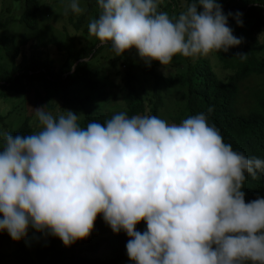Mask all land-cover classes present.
<instances>
[{"label": "clouds", "instance_id": "1", "mask_svg": "<svg viewBox=\"0 0 264 264\" xmlns=\"http://www.w3.org/2000/svg\"><path fill=\"white\" fill-rule=\"evenodd\" d=\"M97 4L89 34L116 57L135 49L148 66L226 53L243 42L217 0H194L172 18L158 11L160 0ZM69 9L81 13L79 0ZM35 112L40 131L0 133V232L13 241L31 227L70 247L90 236L102 214L114 234L129 237L133 264H264V198L246 203L242 191L247 175L264 172V159L234 151L206 114L169 124L119 112L81 127L71 110ZM141 221L143 232L136 230Z\"/></svg>", "mask_w": 264, "mask_h": 264}, {"label": "trees", "instance_id": "2", "mask_svg": "<svg viewBox=\"0 0 264 264\" xmlns=\"http://www.w3.org/2000/svg\"><path fill=\"white\" fill-rule=\"evenodd\" d=\"M192 2L194 0H186V5ZM218 3L225 15L233 14L228 19V26L234 36L243 38L241 45L230 48L226 53L214 51L208 56L197 58L177 55L171 62L174 69L168 74L157 70V61L148 66L138 54L135 56L126 52L120 59L123 69L116 71L114 80L110 82L116 91H111V88L100 89L106 86L94 78L100 69L92 68L89 63L103 46L111 49L110 44L101 46L100 41L96 40L94 44L78 46L73 36L63 40L51 37L49 42L65 53L63 63L55 69L52 61L36 44L29 55L22 56L15 63L14 58L19 54L15 38L13 34H2L0 50L13 59V65L0 70V98H8L7 92L25 93L33 87L34 99H39L46 109H52L51 101L54 98L49 95H57L63 106L83 114L78 124L86 127L89 122H105L101 118L102 113L96 108L94 96L101 100L119 99L123 112L129 117L139 114L160 118L159 111L165 104L164 94L167 90H174L177 84L179 87L171 99L174 108L168 111L171 123L180 124L189 116L204 113L208 116V123L219 130L224 142L230 144L234 151L249 158L255 156L264 159V39L259 40L256 36L260 31L264 32L261 29L264 26V0H218ZM86 4L84 13L74 18L73 12L69 11L68 18L75 28L89 33L88 24L98 18L99 8L97 0H86ZM23 5L19 20L29 28H37L40 1L23 0ZM158 11L162 12L160 7ZM237 12L241 13L242 26L237 24ZM89 14L90 19L87 20ZM238 53L247 54V58L236 57ZM211 55L227 70L223 77L214 70ZM40 88L44 89L43 96L40 95ZM86 88L97 92L94 95L82 94ZM34 102L26 98L27 104ZM209 108L212 109L210 113ZM30 114L21 117L11 128L4 123V114L1 113L0 130L12 135L35 133ZM3 146L4 139L0 135V150ZM242 191L246 203L257 197L264 198V172L258 171L257 179L247 175ZM140 223V232H143L147 225L145 221ZM0 235L10 247L9 251L0 247V264H122V260L129 258L126 251L129 237L124 231L103 237L111 252V257L106 261L85 256L86 251H95L99 246L97 241L92 243L87 238L65 247L59 238L37 232L31 227L27 236L18 242L13 241L6 231L0 232ZM82 241L87 244L82 245Z\"/></svg>", "mask_w": 264, "mask_h": 264}, {"label": "rangeland", "instance_id": "3", "mask_svg": "<svg viewBox=\"0 0 264 264\" xmlns=\"http://www.w3.org/2000/svg\"><path fill=\"white\" fill-rule=\"evenodd\" d=\"M40 8L37 13L38 17V27L35 29L27 27L22 21L19 20V17L22 14L24 5L23 0H0V35L2 34H13L15 38V43L19 47V54L14 58V62L17 63L22 56L29 55L31 50L33 49V45H38L39 49L43 52V54L52 61L53 67L56 69L61 66L65 59V53L59 51L53 44L49 42L51 37H54L59 40L65 39L67 36H73L75 39V43L78 46L83 45H91L96 42L94 36H91L89 33L82 29H77L74 27L73 23L69 20V11L67 14L65 12L68 7L70 0H39ZM218 2V0H217ZM80 7L82 12L79 14L73 13L74 18L84 13L87 9L86 0H79ZM159 7L162 12H167L168 15L178 16L182 11L186 10V0H160ZM87 20L90 19V14L86 17ZM264 29V26L261 28ZM259 40L264 39V32L261 31L256 35ZM133 53V55H137L136 50L129 51ZM212 56V55H211ZM123 57H116L112 50L106 46L101 48V51L90 60V66L92 68L100 69V72L95 75V80L104 82L106 86L100 87L103 90H114L110 82L111 79L114 80V75L116 71H120L123 69L122 64L120 63V59ZM113 59V61H112ZM211 63H213L214 70L219 74V76L223 77L227 70L223 69L220 63L217 61L214 56L210 57ZM112 61V66L110 67ZM173 61V60H172ZM174 62V61H173ZM13 65V59L7 55H4L3 51L0 50V70L5 68H9ZM174 65L171 63L170 65L164 67L159 62L157 64V70L163 74H168L172 71ZM179 86L177 84L174 85V90H167L166 94H164L165 104L159 111V115L161 119L166 120L169 124L171 123L168 117V111H171L174 108V102L171 101L173 99L172 95L175 92V89ZM113 88V89H112ZM40 95L43 96L45 94L44 89H39ZM97 90L84 89L82 94H92L94 95ZM35 92L33 91V87H30L26 90L25 93L16 91L7 92L8 98L2 99L0 98V114H4V123L9 126H15L21 117L30 114L32 107H35L33 112L30 114V123L34 128L35 132L41 130V125L39 124L38 118L36 116L35 109L44 107L41 105L39 99H34ZM54 99L51 101L53 105L52 109L44 110L46 112H51L54 116H58V114H66L64 110H71L62 105L61 100L57 95H49ZM29 97L32 99L34 104H27L26 98ZM24 99V101H23ZM93 100L96 103V108L99 109L100 113H102V119L108 120L114 114L123 112L121 104L118 102L119 99L111 98L108 100H101L100 98L94 96ZM79 119L82 120L83 114H77ZM175 124V123H174ZM82 127V126H81ZM5 132L4 130H0V133ZM136 230L141 231V223L136 225ZM113 232L111 228L105 224L103 220V216L98 215L96 221L94 223L93 231L90 236L87 238L92 243L97 241L98 248L85 252V256L97 258L103 261L108 260L111 257V252L106 242L104 241V236H110ZM91 238V239H90ZM3 240L2 235H0V247L6 251L10 250V247L7 246ZM82 245L87 244L86 241L81 242ZM122 264H133V262L128 258L122 260Z\"/></svg>", "mask_w": 264, "mask_h": 264}]
</instances>
